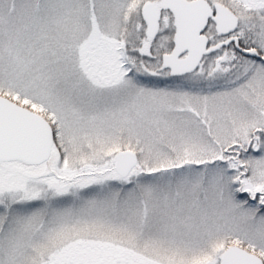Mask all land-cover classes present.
<instances>
[{"label": "snow or ice", "instance_id": "obj_1", "mask_svg": "<svg viewBox=\"0 0 264 264\" xmlns=\"http://www.w3.org/2000/svg\"><path fill=\"white\" fill-rule=\"evenodd\" d=\"M0 264H264V0H0Z\"/></svg>", "mask_w": 264, "mask_h": 264}]
</instances>
